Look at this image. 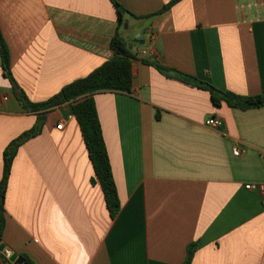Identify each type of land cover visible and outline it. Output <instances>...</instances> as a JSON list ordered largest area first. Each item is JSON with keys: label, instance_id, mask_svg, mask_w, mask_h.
<instances>
[{"label": "crops", "instance_id": "1", "mask_svg": "<svg viewBox=\"0 0 264 264\" xmlns=\"http://www.w3.org/2000/svg\"><path fill=\"white\" fill-rule=\"evenodd\" d=\"M118 1L129 12L121 34L137 55L132 88L76 101H96L120 212L111 218L92 183L71 101L18 152L2 243L33 264H184L194 243L192 264H264V195L246 188L264 184V106L217 107L209 92L143 61L223 92L264 96V0ZM117 28L110 0H0L11 71L33 102L112 59ZM37 117L17 101L0 58V181L6 147ZM210 118L221 125L208 126ZM2 255L0 264H14Z\"/></svg>", "mask_w": 264, "mask_h": 264}, {"label": "trees", "instance_id": "2", "mask_svg": "<svg viewBox=\"0 0 264 264\" xmlns=\"http://www.w3.org/2000/svg\"><path fill=\"white\" fill-rule=\"evenodd\" d=\"M118 12V28L111 40V49L114 56L102 66L94 70L88 76L78 79L66 85L58 94L44 102H33L16 82L11 71L10 47L0 29V58L4 76L10 81L15 97L27 113L36 114L37 121L33 128L24 132L20 137L14 139L5 149L3 154V176L0 181V239L6 229V194L14 161L20 148L30 139L38 137L46 124L47 115L56 108L75 101L73 104L74 116L80 126V130L93 164L95 178L104 192L106 205L112 219L116 218L121 209V202L117 185L114 179L110 156L103 135L96 101L93 97H86L76 101L79 96L96 89H114L130 91L133 84V61L137 55L130 48L129 43L121 34V27L124 24L125 15L128 10L118 1L110 0ZM175 2L166 5L158 14L170 10ZM145 64L156 68L165 76L177 79L183 83L210 93L215 106L220 107L226 103L232 108L242 110L264 106V96L246 97L232 92H223L216 89L210 83L198 79L196 76L183 74L171 68L165 67L153 59H144ZM197 250L194 243L188 247L187 257L184 264H192ZM1 255V253H0ZM5 260H8L2 255ZM26 264H33L27 256H22Z\"/></svg>", "mask_w": 264, "mask_h": 264}, {"label": "built area", "instance_id": "3", "mask_svg": "<svg viewBox=\"0 0 264 264\" xmlns=\"http://www.w3.org/2000/svg\"><path fill=\"white\" fill-rule=\"evenodd\" d=\"M263 19H264V12H263ZM221 121L217 118H210L208 119V121L206 122V124L210 127H213V128H218L220 125H221ZM64 127V123H61L57 126L58 129H62ZM234 154L236 156H239L241 154V151L236 149L234 151ZM247 189L251 190V189H254V188H258L261 193L264 195V184H260V185H252V184H249L247 185L246 187Z\"/></svg>", "mask_w": 264, "mask_h": 264}, {"label": "water", "instance_id": "4", "mask_svg": "<svg viewBox=\"0 0 264 264\" xmlns=\"http://www.w3.org/2000/svg\"><path fill=\"white\" fill-rule=\"evenodd\" d=\"M0 253L7 257L14 264H26L24 258L18 256L16 253H13L11 250L6 249L4 243L0 239Z\"/></svg>", "mask_w": 264, "mask_h": 264}]
</instances>
